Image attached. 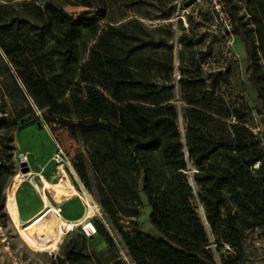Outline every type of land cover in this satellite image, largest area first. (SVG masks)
Returning <instances> with one entry per match:
<instances>
[{
    "label": "trees",
    "instance_id": "obj_1",
    "mask_svg": "<svg viewBox=\"0 0 264 264\" xmlns=\"http://www.w3.org/2000/svg\"><path fill=\"white\" fill-rule=\"evenodd\" d=\"M216 1L231 27L225 36L245 45L246 83L264 117V0ZM67 6L83 10L74 17ZM174 12V0H0L2 216L14 131L40 112L84 144L94 188L81 157L77 174L135 264H218L212 245L232 250L220 264H243L242 233L264 228V138L229 100V72L203 69L209 53L199 49L191 16L174 52ZM140 181L161 238L133 220ZM85 247L83 235L69 239L57 264H102Z\"/></svg>",
    "mask_w": 264,
    "mask_h": 264
},
{
    "label": "rangeland",
    "instance_id": "obj_2",
    "mask_svg": "<svg viewBox=\"0 0 264 264\" xmlns=\"http://www.w3.org/2000/svg\"><path fill=\"white\" fill-rule=\"evenodd\" d=\"M186 3V0H174L175 12L168 21L173 26L174 38L171 44L174 52L176 53L180 48L179 41L182 29L189 31L187 16H191L195 33L201 37L199 49L209 53L205 58L203 69L208 74L229 72L232 78L231 86L227 89L229 100L235 108L245 114L248 120L247 125L253 134L264 138V117L257 115L253 109L254 93L247 85L245 79L247 51L244 43L237 37L228 38L225 36L226 31H231V27L227 26V22H222L218 18V10L215 8L214 0H196L193 5L188 7ZM244 3V1L240 2V7ZM65 9L74 17L80 15L83 10L82 7L71 6H67ZM143 10L149 9L148 7H143ZM240 11H242V8ZM132 14L130 13V15ZM143 22L148 26L160 23L148 20H143ZM177 66L178 63L175 62L174 77L176 80ZM183 129V123L180 120L179 131L183 133ZM14 146L15 175L11 178L5 190V215L2 216L0 214V264H57L56 258L60 255L65 243L69 239L77 238L80 235L86 238L85 253L87 255L97 257L102 264H125L121 259V252L127 254V251L121 237L111 225L108 216L104 214L93 191L85 186L77 174L75 164L81 157L87 164L89 181L92 189L94 188L92 173L87 163V150L84 144L73 137L67 129L46 123L41 113L36 112L34 116L25 118L22 124L14 131ZM58 149H61L72 163V168L68 170L67 177L70 178V172L73 171L74 179L72 178V184L76 194L50 189L51 192H46L48 202L51 206L60 210L59 213L66 221L78 222L85 217L89 213L86 202H89L93 208L95 205L98 206L100 215L95 214L90 219L80 222L81 224L71 231L63 229L62 233L54 240H51L49 245L37 248L32 245V240L37 237V234H42L39 233L42 231L35 232L32 227L40 217L38 214L42 210H39L44 207L40 196L42 188L38 182V176L41 173L44 174L49 168L52 173L51 182L60 183V186L63 185V182L59 181V176L52 161L53 154ZM22 163H25L26 166L21 167ZM25 169L28 171L22 173ZM18 175L26 176V179L18 185L15 191L17 214L25 222L23 226L15 225L6 205L9 186L14 177ZM39 178L42 181L45 180L41 175ZM139 187L142 206L139 217L133 220L137 222L143 232L155 238H161L159 231L149 221L151 208L142 193V181H140ZM194 203L198 204L196 200H194ZM121 223L126 228L129 221L123 219ZM86 225H91L95 230L91 237H87L83 231V226ZM101 231L107 232L112 239L113 246L111 248H108L100 234ZM241 241L244 251V259L241 262L243 264H264V228L243 232ZM214 247L215 245H212L218 264L228 254H233L232 250L227 246H223L219 252H216ZM89 264L98 263L93 261Z\"/></svg>",
    "mask_w": 264,
    "mask_h": 264
},
{
    "label": "bare ground",
    "instance_id": "obj_3",
    "mask_svg": "<svg viewBox=\"0 0 264 264\" xmlns=\"http://www.w3.org/2000/svg\"><path fill=\"white\" fill-rule=\"evenodd\" d=\"M26 179V176L24 175H18L14 177L11 185L9 186L8 189V199H7V207L9 209V212L13 218V221L16 226H23L25 222L19 219L18 214H17V206H16V200H15V191L18 187V185ZM42 185L44 189H56L59 192H67V193H74L76 194V191L74 187L69 183V179L66 176L65 181H60L63 182L62 186L58 187H52L50 184L42 181ZM42 202H43V208L42 211L38 214L40 217L38 218L37 222L35 225L32 227V230L37 232V231H42L39 233L42 234H37V237L32 240V245L37 247V248H43L51 242V240H54L55 238L58 237L60 233H62L63 229H66L68 231L73 230L75 227H78L81 223L80 222H70L66 221L62 218L61 214L59 211L51 206L46 198L45 195H42ZM92 216L91 211L85 216L84 220L89 219ZM44 231V233H43ZM34 232V233H35Z\"/></svg>",
    "mask_w": 264,
    "mask_h": 264
},
{
    "label": "built area",
    "instance_id": "obj_4",
    "mask_svg": "<svg viewBox=\"0 0 264 264\" xmlns=\"http://www.w3.org/2000/svg\"><path fill=\"white\" fill-rule=\"evenodd\" d=\"M214 5L215 8L219 10V6L216 0H214ZM52 161L55 165L56 172L59 176V181L66 180L67 172L70 168H72V163L70 162L69 158L64 154V152L61 149H58L57 152L53 154ZM259 165H260L259 162L256 163L253 169L258 170ZM86 206L88 208V212L91 211L92 216H94L95 214L100 215V208L98 206L95 205L93 208L89 204V202H86ZM83 231L87 237H91L95 233V230L91 227V225L83 226ZM121 259L125 264H135L130 259V257L124 252H121Z\"/></svg>",
    "mask_w": 264,
    "mask_h": 264
},
{
    "label": "crops",
    "instance_id": "obj_5",
    "mask_svg": "<svg viewBox=\"0 0 264 264\" xmlns=\"http://www.w3.org/2000/svg\"><path fill=\"white\" fill-rule=\"evenodd\" d=\"M32 150V149H31ZM43 176L44 177V179L46 180V181H48V182H46L45 180V182L46 183H48V184H50V183H52L51 182V177H52V173H51V170L49 169V168H47V171L44 173V174H39V176ZM39 176H38V182H39V184H40V186H41V188H42V190H41V192H42V194L40 195L41 196V201H42V195H45L46 197H47V195H46V192L47 193H49V192H51L50 191V189H44L43 188V185H42V182H41V180H40V178H39ZM69 177L70 178H68L69 179V183L73 186V184H72V178L74 179V173H73V171H71L70 172V175H69ZM38 186V185H37ZM50 186H52L53 188L54 187H58V186H60V183L58 184V183H52V184H50ZM74 187V186H73ZM37 189H38V187H36ZM39 190V189H38ZM72 194V193H71ZM50 195V194H49ZM69 196H71V195H69ZM48 200V199H47ZM43 203V202H42ZM50 204V203H49ZM59 212H60V210L58 209V208H56ZM42 209H40L39 211H41ZM38 211V212H39ZM61 214V213H60ZM84 219H85V217H83L81 220H79L78 222H83L84 221Z\"/></svg>",
    "mask_w": 264,
    "mask_h": 264
},
{
    "label": "water",
    "instance_id": "obj_6",
    "mask_svg": "<svg viewBox=\"0 0 264 264\" xmlns=\"http://www.w3.org/2000/svg\"><path fill=\"white\" fill-rule=\"evenodd\" d=\"M20 166H21V167H22V166H26V164H25V163H22ZM27 171H28V170L25 169V170L22 171V173H26ZM201 211H202V208H201ZM19 219H20V218H19ZM20 220H21V219H20ZM21 221H22V220H21Z\"/></svg>",
    "mask_w": 264,
    "mask_h": 264
}]
</instances>
